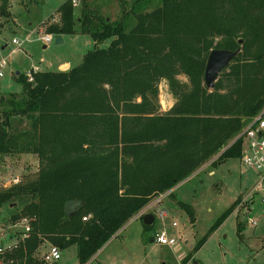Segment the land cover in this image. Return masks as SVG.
Segmentation results:
<instances>
[{"label": "trees", "instance_id": "16d2710c", "mask_svg": "<svg viewBox=\"0 0 264 264\" xmlns=\"http://www.w3.org/2000/svg\"><path fill=\"white\" fill-rule=\"evenodd\" d=\"M153 1L133 0L129 8L122 2L112 20L89 0H80L76 18L65 0L58 20L45 22V33L56 36L77 32L78 21L94 48L67 71L39 70L31 82L20 72L21 94L0 111V159L38 158L33 176L0 191V207L31 198L10 216L30 224L28 237L7 252L16 264L36 263L33 254L46 242L60 250L75 245L83 264L152 198L208 162L241 157L239 135L264 107V0H159L149 7ZM9 8L10 0H0V16L8 17ZM215 48L240 52L210 89L203 73ZM162 79L175 98L164 113ZM14 117L28 127L14 129ZM68 200L83 202L70 217ZM243 226L237 223L239 237Z\"/></svg>", "mask_w": 264, "mask_h": 264}, {"label": "rangeland", "instance_id": "374dc122", "mask_svg": "<svg viewBox=\"0 0 264 264\" xmlns=\"http://www.w3.org/2000/svg\"><path fill=\"white\" fill-rule=\"evenodd\" d=\"M63 1L65 0H10L11 14L8 17L0 16V60H6L4 76L0 79V111L8 106L11 95L21 94L17 71L25 73L31 68H38L40 71H67V62L71 64L70 67L80 64L83 55L94 48L93 39L79 31L78 21L74 25L77 32L65 34L61 43L54 42L53 34L50 41L43 40L45 22L58 20L57 9ZM89 2L97 7L99 13L114 20L120 16L121 3L129 8L133 0ZM158 3L159 0H154L149 7ZM80 9V6L74 9L76 18ZM13 38L22 41L21 44H13ZM109 41L110 39L104 40L99 47L107 46ZM178 78L187 81L184 75H179ZM169 95L175 102L167 81L162 79L158 85V112L164 113L160 108L167 106ZM12 126L20 130L26 126V120L14 117ZM245 142L246 140L244 144ZM36 165V160L29 153L0 159V191L7 188V182L14 177L21 180L23 174L33 176L37 170ZM256 180V172L243 165L237 157L200 169L181 181L175 191L170 192L172 195L169 193L162 200L160 208L166 210L164 218L161 219L154 213L155 206L149 208L155 214L151 230H145L140 219L129 220L118 230L119 235L102 247L101 253L91 264H264V202L261 200L264 193L249 195ZM30 200V196H20L13 202L16 207L7 204L1 206L0 225L14 223L15 221H10V216ZM234 202V210L209 233L217 218ZM180 203L189 205L190 211ZM249 205L251 210L248 209ZM239 221L244 223L240 237L236 232ZM173 222L176 223L175 226L172 225ZM15 230H21L20 226L7 228V232ZM162 230H165L168 237L175 239L174 244H160L154 240V232ZM151 236L153 241L150 240ZM204 237L203 243L193 251ZM16 241L14 235L12 238H5L6 245ZM47 245L48 243L43 246V252ZM55 264H80L75 245L62 249L61 258Z\"/></svg>", "mask_w": 264, "mask_h": 264}, {"label": "built area", "instance_id": "2783aa9c", "mask_svg": "<svg viewBox=\"0 0 264 264\" xmlns=\"http://www.w3.org/2000/svg\"><path fill=\"white\" fill-rule=\"evenodd\" d=\"M73 7H78L80 5V0H70ZM52 34L44 33L43 40L48 42L52 39ZM55 37V36H54ZM13 44L20 45L22 41L13 38L11 40ZM13 51V50H12ZM6 66L5 58L0 60V79L4 76V69ZM39 71L38 68H31L24 74L29 82L33 81V73ZM243 138V150L240 157V161L243 165L253 169L257 174V180L250 191V194L264 193V107L256 114L251 121L242 129L240 135ZM244 140H246L244 144ZM19 182L17 177L11 179L7 182V187ZM264 202V196L261 197ZM159 198L154 199L144 206L136 216H141L142 214L149 211V208L155 206L154 213H157L162 219L166 216V210L158 206ZM153 213V214H154ZM155 217V214H154ZM85 220L86 217H83ZM176 225L175 222L172 223ZM20 226L21 230L14 232H7V227H0V264H16L14 259L7 256V252L17 247L20 241H23L28 237L30 231L29 219L27 217H22L12 224V227ZM16 236L17 241L12 244H5V238H12ZM154 240L160 244L172 245L175 243L173 237H168L165 230L160 232H154ZM61 257V251L56 245H50L48 250L43 254L44 261H57Z\"/></svg>", "mask_w": 264, "mask_h": 264}, {"label": "water", "instance_id": "95a60500", "mask_svg": "<svg viewBox=\"0 0 264 264\" xmlns=\"http://www.w3.org/2000/svg\"><path fill=\"white\" fill-rule=\"evenodd\" d=\"M54 42L59 44L62 42L61 35H56L54 37ZM240 52V48L235 50L228 49H212L210 50L207 60L205 63L204 73H203V82L208 88H213L215 82L218 78L219 73L224 70L233 58ZM20 72H16L18 75ZM15 205L11 203L10 206ZM83 205V202L78 200H68L64 204V213L67 217L74 215L80 207ZM153 213H145L142 217V222L146 225L151 224L154 221Z\"/></svg>", "mask_w": 264, "mask_h": 264}, {"label": "crops", "instance_id": "0c3cea01", "mask_svg": "<svg viewBox=\"0 0 264 264\" xmlns=\"http://www.w3.org/2000/svg\"><path fill=\"white\" fill-rule=\"evenodd\" d=\"M9 11H10V9H9ZM64 36H65V34H63V35H61V37H62V41L64 40ZM4 46H6V45H4ZM3 46V47H4ZM2 47V48H3ZM67 64H68V66H67V70H68V68H71L70 66H71V64H69L68 62H67ZM58 65H61V63H59ZM59 70H61V69H59ZM18 72H20V71H18ZM174 103V99H172V97L169 95V98H168V103H166L167 104V106L166 107H164V108H160V111H164L165 112V110L167 111L171 106H172V104ZM0 118H1V115H0ZM28 127V122L26 121V126L25 127H21V129H23V128H27ZM30 155H33V154H30ZM33 157H34V159L36 160V162H37V168H38V158H37V156H35V155H33ZM207 166H209V162L208 163H206V164H204L202 167H200L198 170H196L192 175H194V174H196L200 169H204V168H206ZM24 175V174H23ZM26 175V174H25ZM192 175H190V176H192ZM189 176V177H190ZM19 179V178H18ZM187 179V178H186ZM185 179V180H186ZM19 181H20V179H19ZM184 181V180H183ZM181 183V182H180ZM180 183H178V184H180ZM177 184V185H178ZM177 185L176 186H174L172 189H170L169 191H167V192H165V193H162V194H160L159 196H157V197H155V198H159V202H158V206L160 207V204H162V200L163 199H165L166 197H168L169 196V193L172 191H175V187H177ZM251 195H253V194H251ZM252 198V197H251ZM154 199V198H153ZM246 199V198H245ZM153 201V200H152ZM151 202V201H150ZM252 204V203H251ZM250 204V205H251ZM250 205L248 206V209L249 210H251V208H250ZM14 206V205H13ZM13 206H10V207H13ZM146 213H152V212H150V211H148V212H146ZM145 214V213H144ZM144 214H142L141 216L143 217V215ZM137 215V214H136ZM136 215H134L130 220H134V219H140L141 221H142V217L140 216H136ZM9 218V217H8ZM9 220V219H8ZM154 220H155V218H154ZM6 221V220H5ZM11 221V220H10ZM11 222H13V221H11ZM129 222V221H128ZM13 224V223H12ZM12 224H10V223H8L6 226L5 225H2V223H1V225H0V227H7V228H9V229H12V228H14V227H12ZM142 224H144L143 222H142ZM173 225V224H172ZM173 226H175V225H173ZM15 231H17V230H15ZM119 233L120 232H117L116 234H114L110 239H112V238H114V237H117V235H119ZM109 239V240H110ZM108 240V241H109ZM150 240L151 241H153V236H151V238H150ZM107 241V242H108ZM106 242V243H107ZM46 243H48V242H46ZM46 243H43L36 251H35V253L33 254V256H34V258H35V260L37 261L36 263H34V264H42V262H45V263H50V262H52L53 264H55L56 263V261H44L43 260V253H45L47 250H48V248H49V246L51 245L50 243H48V245H47V247H45L46 248V250L43 252V246H46ZM105 243V244H106ZM104 244V245H105ZM103 245V246H104ZM102 246V247H103ZM102 247L88 260V261H86L85 263H87V264H91L97 257H98V255L101 253V249H102ZM41 248H42V252H41ZM61 251V250H60ZM41 252V253H40ZM98 253V254H97ZM97 254V255H96ZM61 258V257H60ZM60 260V259H59ZM78 260V259H77ZM58 261V260H57ZM23 264H28L27 262H24ZM84 264V263H83Z\"/></svg>", "mask_w": 264, "mask_h": 264}]
</instances>
